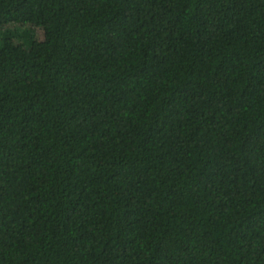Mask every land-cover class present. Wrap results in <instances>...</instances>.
Segmentation results:
<instances>
[{
    "label": "trees",
    "instance_id": "1",
    "mask_svg": "<svg viewBox=\"0 0 264 264\" xmlns=\"http://www.w3.org/2000/svg\"><path fill=\"white\" fill-rule=\"evenodd\" d=\"M0 264H264V0H0Z\"/></svg>",
    "mask_w": 264,
    "mask_h": 264
}]
</instances>
